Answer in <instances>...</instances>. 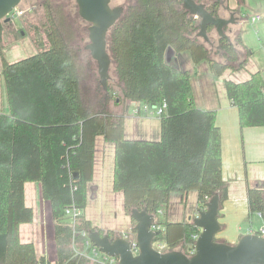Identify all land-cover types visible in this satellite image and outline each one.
<instances>
[{
  "label": "trees",
  "instance_id": "obj_1",
  "mask_svg": "<svg viewBox=\"0 0 264 264\" xmlns=\"http://www.w3.org/2000/svg\"><path fill=\"white\" fill-rule=\"evenodd\" d=\"M195 1L219 16L222 0ZM43 6L47 45L17 61L9 62L2 55V35H16L9 23L0 21L1 73L9 105L8 113L0 112V264H51L36 254L33 242L20 240V224L34 217L24 200L27 181H39L42 197L50 203L54 264L75 261L72 242L81 240L80 231L95 228L83 210L98 136L114 145L112 189L122 191L127 214L133 208L158 214L171 194L187 195L192 190L199 209L216 192L222 205L228 186L222 178L215 111L195 105L188 72L170 65L165 54L169 47L189 51L194 63H208L214 78L228 69L241 70L251 50L241 38L240 26L230 40L218 37L212 50L209 41L196 35L198 19L182 8L181 0H126L122 16L107 35L118 95L122 101L151 109L165 103L158 116L159 138L132 139L123 134L124 112L112 114L105 104L92 111L83 103L65 16L47 2ZM212 28L208 26L207 33ZM224 85L238 109L240 127L264 126L260 73L241 82L225 79ZM247 202L249 215L260 213L264 219V187H248ZM69 207L81 209L74 226L64 222ZM157 224L161 232L155 240L167 249L185 248L188 253L187 247L195 242L192 236L199 234L192 221L157 220ZM105 232L116 235L113 230Z\"/></svg>",
  "mask_w": 264,
  "mask_h": 264
},
{
  "label": "crops",
  "instance_id": "obj_2",
  "mask_svg": "<svg viewBox=\"0 0 264 264\" xmlns=\"http://www.w3.org/2000/svg\"><path fill=\"white\" fill-rule=\"evenodd\" d=\"M218 13L219 16L222 17H228L231 13L237 17V23H235L236 26L232 27L236 29L240 26L241 38L244 44L251 50V54L247 57L243 69L238 71H231L228 69L220 76L214 78L210 73L208 63L206 61L194 63L189 51L176 52L173 48L169 47L166 51L165 58L166 61L173 67L188 72L195 105L204 110L215 111V122L219 127L221 134L222 178L226 181L228 186V197L222 203L219 210L218 221L221 224V230L218 232L216 239L227 243H236L242 235L251 233L250 230L253 229L252 227H248L242 231V225L240 224V222L249 215L247 188L253 186L264 187V126L240 127L238 109L227 97L224 80L231 79L236 82H241L249 79L252 73L259 72L264 82V0H243V2H240V0H222ZM256 14L260 16V19L251 22L250 17ZM9 26L14 27V30L16 29L17 24L11 22L8 24V27ZM226 33L229 36L230 29ZM2 44V55L9 62H14L23 58L25 56V52H28L26 54L30 55L31 52H33L32 50L38 48L37 45L30 40L28 35H22L21 37L14 38L13 36L5 33L2 35ZM44 47H46V44H42L39 48ZM240 54L242 57L245 55L243 49H240ZM1 71L2 61L0 55V112L8 113L9 105L4 78ZM96 101H98V98ZM125 104L132 106L137 105L128 101H125ZM111 110L114 114L118 113L115 108L111 107ZM124 111H126V108H124L123 112ZM134 114L131 116L128 115L133 119L134 124L131 128V132L136 134V136H145L150 134V136H153L150 137V139H158L160 136V124L159 127L155 128L152 132L147 124L143 122V119L141 118L142 116H140V110ZM137 138L144 139V137ZM108 147L110 148L109 144H96L95 141L93 177L88 183L87 201L89 197L95 198L98 196L100 177L97 178L98 181H95V162L98 158V162H101V160L103 161L105 156L104 152L109 150ZM111 151L112 167L110 172L113 179L114 145L111 146ZM108 171L109 169H107V172ZM106 176L108 177L107 174ZM192 191H189L187 195L171 194L168 202L160 206L158 211L161 213L156 215V220H158L157 218L160 214L163 216L159 219L161 221H191L198 209L196 191L194 192L195 194H192L194 195L193 200L189 202L188 197L191 193H193ZM40 199L41 201L43 199L40 182H25V204L33 209L34 217L32 222L20 224L19 236L21 241V225H29L30 229L34 230V225L36 224V205H34V202H39ZM43 205L44 203L42 202L39 204L40 211H42L41 206L43 208L45 207ZM189 210H191L192 213H189ZM255 215L263 221L261 224L263 225L264 219L258 213H255ZM88 219L95 228L102 229L104 231L113 230L117 234L124 231H118L116 225L109 222H103L102 220L99 225V223L95 224V218L94 220L91 218ZM129 224L130 222L128 225ZM127 229H129V227ZM31 242L34 243L35 251L38 256L43 255L50 261L51 264L55 263L57 258L55 239L54 259L48 258L44 247L40 246L39 241H37V243L36 240L33 239ZM38 244L39 247H41V252L37 250Z\"/></svg>",
  "mask_w": 264,
  "mask_h": 264
},
{
  "label": "water",
  "instance_id": "obj_3",
  "mask_svg": "<svg viewBox=\"0 0 264 264\" xmlns=\"http://www.w3.org/2000/svg\"><path fill=\"white\" fill-rule=\"evenodd\" d=\"M22 0H0V21L11 23L8 14ZM78 16L88 26V42L84 46L96 62L99 83L106 95L110 78L111 57L107 49V35L110 28L120 19L124 12L123 5H111V0H75ZM182 8L198 19L199 30L196 33L205 42L209 41L207 27L212 26L218 37L230 40L225 31L229 24L237 23L233 13L228 17L214 16L202 2L181 0ZM219 193H214L205 204L204 209H197L192 223L199 229L194 243V252L187 254L182 249H167L164 252L152 246L153 239L161 230L152 227L156 221L155 213L146 208H133L130 217L136 222L133 227L138 253L133 254L131 242L120 234L113 237L98 228L88 230V238L100 251L118 257V264H264V235L246 233L236 243H227L216 239L221 230L218 221L220 210ZM71 218L64 222L71 223Z\"/></svg>",
  "mask_w": 264,
  "mask_h": 264
},
{
  "label": "rangeland",
  "instance_id": "obj_4",
  "mask_svg": "<svg viewBox=\"0 0 264 264\" xmlns=\"http://www.w3.org/2000/svg\"><path fill=\"white\" fill-rule=\"evenodd\" d=\"M46 2L50 5V7L60 10L65 16L67 27L69 28L70 33L69 44L75 52L76 62L78 64L81 96L83 103L86 105V107L92 111H98L101 109L102 105L105 104L107 106V109L112 114L114 113L111 110V107L115 108V110L118 112L117 114H121L124 108H126V111H124L123 120V125L125 127L123 132L124 137L132 139H138L137 137H144V139H150V137H153L152 135L150 136V134H147L145 136H136V134H133L131 132V128L134 124L133 119L129 116L134 114V112L137 111L139 107L140 116H142L141 118L143 119V122L147 124V126L149 127V129H151L152 132L155 130V128L159 127L158 116L151 115V111L145 110L140 104H137L135 106L129 104L126 105L125 101H122L120 99L118 95L119 88L117 86L116 80L114 79L112 67L110 68V78L107 83V87H109L107 95L101 87L99 83L96 62L91 58L88 50L84 48V46L89 41L87 30L88 24L78 16L75 0H22L19 4L20 8H31L30 10H27L21 17H15L11 21L17 24L16 29H14V33L16 35L15 37L28 35L30 40L37 45L38 48L32 50L33 52H31L30 55L36 53L39 49L41 50L42 48L39 47L42 44L47 45L46 34L42 26V22L45 21V8L43 4ZM125 4L126 0H111L112 6ZM227 26L228 30L226 32H228L230 29L229 37H231L236 32V29L232 27L233 24H229ZM8 28L12 29L14 27L9 26ZM207 34L210 43H208V46H210L212 50H214L216 47L218 36L214 28H212L211 31H209ZM26 53L28 52H25L24 57L29 56ZM97 98L98 101H96ZM96 144H109L110 148L108 147L109 150L104 152L105 156L103 158V161L101 160V162H98L99 158L97 156L98 159L95 162L94 168L95 181H98L97 178L100 177V188L97 197L88 198L86 207L83 210V214L86 218L88 217L92 220H94L95 218V224L99 223L100 225L101 221L103 220V222H109L111 224L116 225L118 231H133L135 223L131 221L130 215L127 214L124 210L123 193L122 191H114L112 189V177L110 170L112 167L111 146H113V144L111 142H105L102 136L97 137ZM107 169H109L108 172ZM106 174L108 175V177L106 176ZM192 192L193 193H191L188 197L189 202H191L194 198V195L192 194H195V190H193ZM41 202L44 203L43 206H45L44 208L41 206L42 211L39 210V204ZM34 205H36V224L34 223V230H31L29 225H21V239L22 241L26 242L32 241L33 239H35L36 242L39 241L40 246L44 247L48 258L54 259L55 243L53 239V220L49 208V201L44 199H42L41 201L40 199L39 202H34ZM189 211V213H192L191 210ZM162 217L163 216L159 214L157 219L159 220ZM219 218L221 219L220 216ZM129 222L130 224L128 225ZM262 223L263 221L259 217H257L255 213L248 215L243 221L240 222V224L242 225V231L244 229H247L248 227H252L253 231H257ZM128 227L129 229H127ZM37 250L41 252V247H39V244ZM183 251H185V248L183 249Z\"/></svg>",
  "mask_w": 264,
  "mask_h": 264
},
{
  "label": "built area",
  "instance_id": "obj_5",
  "mask_svg": "<svg viewBox=\"0 0 264 264\" xmlns=\"http://www.w3.org/2000/svg\"><path fill=\"white\" fill-rule=\"evenodd\" d=\"M30 8L22 9L18 5L8 14V16H10L11 21H12L15 17L17 18V17H21L22 15H24V13L27 10H30ZM259 19H260V16L257 14L250 17L251 22L257 21ZM142 107L145 110H150L151 115L159 116L162 109L165 107V103L163 102L160 106L156 107L155 109H151L145 105H142ZM139 110H140V107L134 113L139 112ZM158 213H161V212L158 211ZM80 214H81L80 208L69 207L65 209V216L66 218L72 219L70 224H72L73 226H74L75 219ZM258 214L260 215V213ZM156 215L157 214H155V219H156ZM152 228L154 230H157V229L160 230V226L157 224V220L155 221ZM250 232L256 233L259 235H264V224L261 225L257 231L250 230ZM118 234H120L122 237H124L125 239L131 242V250L134 255L137 254L138 247L135 241V233L129 230V231L119 232ZM80 236H81V240L72 242V247L74 249V254L72 258H75V261L74 262L66 261L63 264H81L80 262L82 259L83 261H86L85 263L87 264H118V257L110 256L107 253L100 251L99 248L90 241V239L88 238V232L86 230L80 231ZM197 236L198 234H194L192 236L194 241L196 240ZM152 246L160 252H164L167 250L165 243L162 241H157L155 240V238L153 239ZM187 251H188L187 254H192L194 252V245L187 247Z\"/></svg>",
  "mask_w": 264,
  "mask_h": 264
},
{
  "label": "flooded vegetation",
  "instance_id": "obj_6",
  "mask_svg": "<svg viewBox=\"0 0 264 264\" xmlns=\"http://www.w3.org/2000/svg\"><path fill=\"white\" fill-rule=\"evenodd\" d=\"M102 232H105V231L103 230ZM133 232H134V231H133ZM116 235H117V233H116ZM113 236H115V235H110V237H113Z\"/></svg>",
  "mask_w": 264,
  "mask_h": 264
}]
</instances>
